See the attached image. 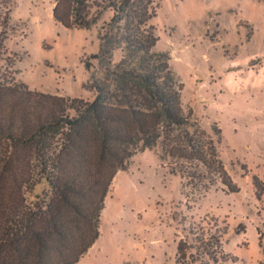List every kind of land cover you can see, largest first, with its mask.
I'll return each mask as SVG.
<instances>
[{
	"label": "rangeland",
	"instance_id": "rangeland-1",
	"mask_svg": "<svg viewBox=\"0 0 264 264\" xmlns=\"http://www.w3.org/2000/svg\"><path fill=\"white\" fill-rule=\"evenodd\" d=\"M153 1L155 49L168 52L184 109L240 190L218 183L205 191L207 180L171 173L175 161L161 159V146L138 151L115 176L100 236L77 264H264V209L253 183L264 181V0ZM54 5L0 0V36L15 77L32 89L93 99L92 75L104 74L91 55L113 11L90 29L67 28ZM49 189L43 181L27 196L34 201Z\"/></svg>",
	"mask_w": 264,
	"mask_h": 264
},
{
	"label": "trees",
	"instance_id": "trees-1",
	"mask_svg": "<svg viewBox=\"0 0 264 264\" xmlns=\"http://www.w3.org/2000/svg\"><path fill=\"white\" fill-rule=\"evenodd\" d=\"M108 10L91 55L104 74L92 75L93 99L18 80L0 36V264H77L100 236L115 176L141 150L161 146V159L175 161L171 173L207 180L205 191L218 183L240 190L212 138L184 109L168 52L155 49L153 0H55L53 16L67 28L90 29ZM43 181L49 191L30 201ZM253 183L264 209V181L254 176Z\"/></svg>",
	"mask_w": 264,
	"mask_h": 264
}]
</instances>
